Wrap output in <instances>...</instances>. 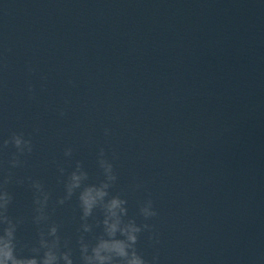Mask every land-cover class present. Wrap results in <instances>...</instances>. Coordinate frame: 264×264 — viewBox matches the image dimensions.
<instances>
[{
	"label": "water",
	"instance_id": "1",
	"mask_svg": "<svg viewBox=\"0 0 264 264\" xmlns=\"http://www.w3.org/2000/svg\"><path fill=\"white\" fill-rule=\"evenodd\" d=\"M102 161L148 264H264V0H0V190L19 241L55 223L81 264L104 210L84 232L79 195Z\"/></svg>",
	"mask_w": 264,
	"mask_h": 264
},
{
	"label": "clouds",
	"instance_id": "2",
	"mask_svg": "<svg viewBox=\"0 0 264 264\" xmlns=\"http://www.w3.org/2000/svg\"><path fill=\"white\" fill-rule=\"evenodd\" d=\"M14 144L21 149V144L29 142L22 140L20 136L13 137ZM8 141H5L7 144ZM31 151V148L28 149ZM71 154V149L66 155ZM103 155V150H101ZM15 166L18 161H13ZM104 168L106 181L101 184L90 185L83 188L80 192L79 200L82 210V225L84 232H90L92 226L87 219L92 216L93 210L99 206L104 210L103 232L95 238V242H86L81 236L78 240L81 264H148L144 257L137 251L136 244L138 233L142 228L135 221H124L123 217L127 214L124 207L126 201L117 197L109 196L108 188L110 182L116 179L112 174V165L106 161L101 162ZM87 179V173L77 165L66 184L67 195L59 200L63 204L65 199L70 198L74 191L81 187L82 182ZM33 187L38 195L35 200L37 205L34 222L39 225L48 220L45 214V206L48 201V194L43 191L39 182H34ZM42 197V198H41ZM12 196L6 190H0V264H75L72 249L67 241L61 244L59 226L55 223L48 225L47 230H40L39 238L35 243H21L17 237L19 221L14 220L8 214ZM151 201L141 208V213L145 216H154L156 213L151 211ZM144 227H148L144 225ZM122 237V238H121Z\"/></svg>",
	"mask_w": 264,
	"mask_h": 264
}]
</instances>
